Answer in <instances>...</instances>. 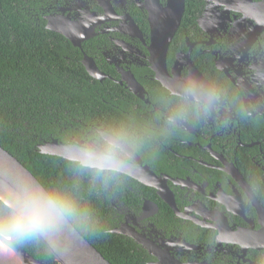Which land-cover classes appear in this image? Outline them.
Masks as SVG:
<instances>
[{
	"label": "flooded vegetation",
	"instance_id": "flooded-vegetation-1",
	"mask_svg": "<svg viewBox=\"0 0 264 264\" xmlns=\"http://www.w3.org/2000/svg\"><path fill=\"white\" fill-rule=\"evenodd\" d=\"M246 1L258 7L191 0L189 26L172 45L179 26L165 67L175 90L193 99L155 79L148 16L166 0L19 3L31 21L79 44L70 43L83 68L86 57L103 76L91 80L119 88L129 104L133 97L123 114L129 123L117 132L135 175L89 170L107 232L142 264H264V0ZM206 60L223 76L221 91L199 69ZM100 131L116 130L97 121L71 140L96 145Z\"/></svg>",
	"mask_w": 264,
	"mask_h": 264
},
{
	"label": "trees",
	"instance_id": "trees-1",
	"mask_svg": "<svg viewBox=\"0 0 264 264\" xmlns=\"http://www.w3.org/2000/svg\"><path fill=\"white\" fill-rule=\"evenodd\" d=\"M190 2L185 0V12L172 45H177L178 34L189 26ZM19 3L21 0H0V147L20 162L48 194H57L71 205L68 220L105 260L111 264H142L122 239L107 232L91 171L77 163L42 155L37 149L52 140L69 142L78 138L85 125L97 121L123 132L124 124L129 123L123 114L129 106L133 108V97L129 104L119 88L91 80L80 63L78 49L62 36L48 32L43 22L31 21L27 10L19 9ZM198 65L207 78L221 84L217 87L221 91L223 76L212 62ZM134 125L135 129L142 127L138 122ZM9 212L0 201V219ZM16 244L38 262L53 264L38 238Z\"/></svg>",
	"mask_w": 264,
	"mask_h": 264
},
{
	"label": "water",
	"instance_id": "water-1",
	"mask_svg": "<svg viewBox=\"0 0 264 264\" xmlns=\"http://www.w3.org/2000/svg\"><path fill=\"white\" fill-rule=\"evenodd\" d=\"M219 1V0H218ZM221 1V0H220ZM245 8H256L246 0H238ZM184 12V0H166L164 7H155L149 11L148 21L150 26L149 52L155 79L172 95L184 99H193L184 92L175 90L173 80L166 72L165 59L169 45L177 32ZM64 35V34H63ZM73 46L79 44L64 35ZM82 61L86 72L92 78L101 81L103 76L92 66L89 67ZM217 69L220 70L217 66ZM221 71V70H220ZM196 79L201 81L200 75L195 72ZM191 84L187 80L186 84ZM209 93L214 96L213 89L208 86ZM183 90L186 88L183 86ZM93 143L83 145L82 140L74 139L70 142L52 140L38 145L37 149L42 155L57 157L72 163H79L73 158V151L77 147H90ZM81 165V164H80ZM82 166V165H81ZM83 167V166H82ZM47 191L38 180L13 156L0 147V201L11 210L12 203L23 194H33ZM53 259V264H111L87 241V239L68 220L58 227L57 235L49 239H40ZM0 264H42L22 250L16 243L0 241Z\"/></svg>",
	"mask_w": 264,
	"mask_h": 264
},
{
	"label": "clouds",
	"instance_id": "clouds-1",
	"mask_svg": "<svg viewBox=\"0 0 264 264\" xmlns=\"http://www.w3.org/2000/svg\"><path fill=\"white\" fill-rule=\"evenodd\" d=\"M99 138L96 145L75 148L73 158L93 170L98 178L134 176L135 166L129 160L132 152L124 136L117 131H100ZM71 211V205L57 194L20 195L12 203L8 215L0 219V241L23 243L36 238H52Z\"/></svg>",
	"mask_w": 264,
	"mask_h": 264
}]
</instances>
